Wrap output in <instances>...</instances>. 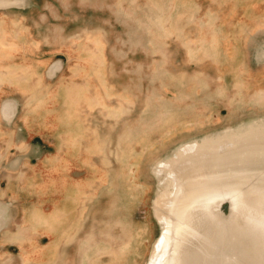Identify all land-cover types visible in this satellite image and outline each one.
<instances>
[{"label":"rangeland","instance_id":"rangeland-1","mask_svg":"<svg viewBox=\"0 0 264 264\" xmlns=\"http://www.w3.org/2000/svg\"><path fill=\"white\" fill-rule=\"evenodd\" d=\"M1 2L0 264H146L156 165L264 119V0Z\"/></svg>","mask_w":264,"mask_h":264},{"label":"bare ground","instance_id":"bare-ground-1","mask_svg":"<svg viewBox=\"0 0 264 264\" xmlns=\"http://www.w3.org/2000/svg\"><path fill=\"white\" fill-rule=\"evenodd\" d=\"M1 1L4 5L16 4V0ZM17 3H22V0H17ZM4 109L7 111L5 117L10 116L13 103L6 101ZM227 134L224 132L189 146L183 145L177 148L169 162L161 164L162 168L158 169L156 165L158 171L155 168V174L161 173L156 174L159 182L163 171L167 169L170 172L166 173L167 177L164 176L165 180L161 179L162 186L154 197V216L161 225V236L154 242L146 264H213L211 256L215 247L213 243L211 245V238L215 236L210 233L211 224L222 222L216 227L218 232L223 230L225 218L221 208L224 203L228 204L231 216L242 226L264 222V212L253 211L256 207L264 208V190L259 185L260 181H264V119L250 121L237 131L230 132L232 139L229 141ZM191 167L194 169L190 172L197 176L195 178L201 174L200 184L193 189L180 188V174L177 177L176 172L183 174ZM252 177H255L254 181ZM246 184L250 185L249 193L256 194L260 205L246 201L251 196L245 193L243 186ZM174 199L182 203L180 208L183 211L172 212L170 206ZM184 208L190 212H185ZM235 257L234 254L224 253L215 264H245L241 256L237 260Z\"/></svg>","mask_w":264,"mask_h":264},{"label":"water","instance_id":"water-1","mask_svg":"<svg viewBox=\"0 0 264 264\" xmlns=\"http://www.w3.org/2000/svg\"><path fill=\"white\" fill-rule=\"evenodd\" d=\"M240 128V125L236 126V128H231L226 133H230V131L235 132ZM224 134V133H223ZM227 134V135H228ZM229 141V140H228ZM228 204L224 203L222 205V213L223 209L228 207ZM225 218V217H224ZM226 219V218H225ZM224 219V221H226ZM237 227H241L239 230H236ZM234 229V227H233ZM218 232V230H217ZM264 222L259 223L255 226L251 224H245V226L240 223L236 225L234 229V233L221 235L219 238H211V244L215 247V252L213 253L212 260L213 264H215L218 258L222 257L224 253H231L238 257L241 256L244 260L245 253L247 254L249 251L248 246L252 252L255 253L257 264L262 263L264 259ZM218 235V234H217ZM216 235V236H217ZM223 236V237H222ZM213 239V241H212ZM234 239V240H233ZM255 245H258V249L255 248ZM244 247H246L244 249ZM247 249V250H246ZM259 251V254H257ZM239 255V256H237ZM245 262V261H244ZM240 264V263H238ZM253 264V262H251ZM255 264V263H254Z\"/></svg>","mask_w":264,"mask_h":264},{"label":"crops","instance_id":"crops-1","mask_svg":"<svg viewBox=\"0 0 264 264\" xmlns=\"http://www.w3.org/2000/svg\"><path fill=\"white\" fill-rule=\"evenodd\" d=\"M29 5V4H28ZM8 9H10V8H4L3 6H1L0 7V12H2V11H7ZM18 21V20H17ZM11 25H14V28H18V26H20V24H17V23H13V24H11ZM2 25H0V38H1V34H2ZM15 29V30H16ZM3 43H5V44H7V42L5 41V39H3ZM1 73H7L6 71H0V75H3V74H1ZM5 76V75H4ZM6 77V76H5Z\"/></svg>","mask_w":264,"mask_h":264}]
</instances>
